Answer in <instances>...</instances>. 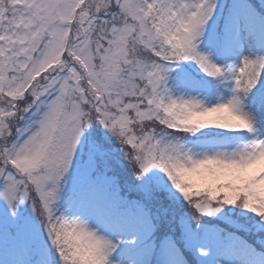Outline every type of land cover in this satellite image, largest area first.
Masks as SVG:
<instances>
[{
	"label": "snow or ice",
	"instance_id": "obj_1",
	"mask_svg": "<svg viewBox=\"0 0 264 264\" xmlns=\"http://www.w3.org/2000/svg\"><path fill=\"white\" fill-rule=\"evenodd\" d=\"M0 264H264V0H0Z\"/></svg>",
	"mask_w": 264,
	"mask_h": 264
}]
</instances>
